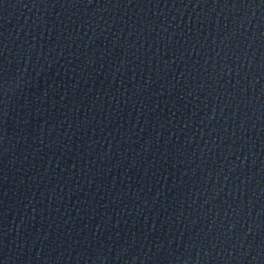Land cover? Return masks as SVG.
Listing matches in <instances>:
<instances>
[{"label":"water","instance_id":"1","mask_svg":"<svg viewBox=\"0 0 264 264\" xmlns=\"http://www.w3.org/2000/svg\"><path fill=\"white\" fill-rule=\"evenodd\" d=\"M0 0V264H264V4Z\"/></svg>","mask_w":264,"mask_h":264},{"label":"snow or ice","instance_id":"2","mask_svg":"<svg viewBox=\"0 0 264 264\" xmlns=\"http://www.w3.org/2000/svg\"><path fill=\"white\" fill-rule=\"evenodd\" d=\"M241 6L253 4V0H239ZM260 4H264V0H260ZM232 6H237V0H233ZM261 227L264 228V218L260 219Z\"/></svg>","mask_w":264,"mask_h":264}]
</instances>
